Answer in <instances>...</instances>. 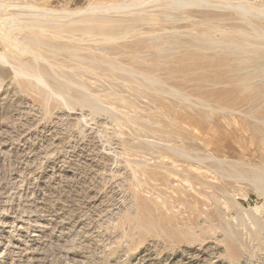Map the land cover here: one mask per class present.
I'll list each match as a JSON object with an SVG mask.
<instances>
[{
    "label": "rangeland",
    "instance_id": "374dc122",
    "mask_svg": "<svg viewBox=\"0 0 264 264\" xmlns=\"http://www.w3.org/2000/svg\"><path fill=\"white\" fill-rule=\"evenodd\" d=\"M0 264H264V0H0Z\"/></svg>",
    "mask_w": 264,
    "mask_h": 264
},
{
    "label": "bare ground",
    "instance_id": "6f19581e",
    "mask_svg": "<svg viewBox=\"0 0 264 264\" xmlns=\"http://www.w3.org/2000/svg\"><path fill=\"white\" fill-rule=\"evenodd\" d=\"M30 39V38H29ZM44 40V39H43ZM2 59V58H1ZM176 91V90H175Z\"/></svg>",
    "mask_w": 264,
    "mask_h": 264
}]
</instances>
